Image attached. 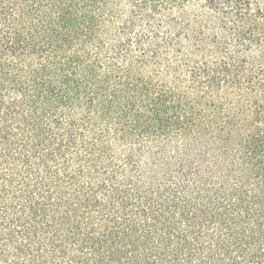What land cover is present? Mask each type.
Here are the masks:
<instances>
[{"label":"trees","instance_id":"obj_1","mask_svg":"<svg viewBox=\"0 0 264 264\" xmlns=\"http://www.w3.org/2000/svg\"><path fill=\"white\" fill-rule=\"evenodd\" d=\"M0 264H264V0H0Z\"/></svg>","mask_w":264,"mask_h":264}]
</instances>
